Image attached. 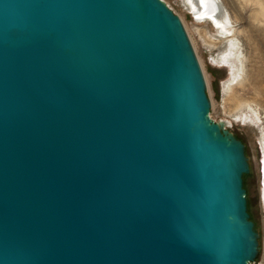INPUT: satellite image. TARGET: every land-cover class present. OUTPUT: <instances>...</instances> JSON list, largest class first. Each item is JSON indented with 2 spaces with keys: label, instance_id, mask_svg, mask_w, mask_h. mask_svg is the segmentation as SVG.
Here are the masks:
<instances>
[{
  "label": "water",
  "instance_id": "1",
  "mask_svg": "<svg viewBox=\"0 0 264 264\" xmlns=\"http://www.w3.org/2000/svg\"><path fill=\"white\" fill-rule=\"evenodd\" d=\"M210 110L164 0H0V264H261Z\"/></svg>",
  "mask_w": 264,
  "mask_h": 264
},
{
  "label": "rangeland",
  "instance_id": "2",
  "mask_svg": "<svg viewBox=\"0 0 264 264\" xmlns=\"http://www.w3.org/2000/svg\"><path fill=\"white\" fill-rule=\"evenodd\" d=\"M189 34L207 83L215 122L246 146L251 174L245 177L249 212L260 234L255 263L264 264V0H217L232 35L200 21L188 0H164ZM193 15V17H192ZM236 89L229 97V87Z\"/></svg>",
  "mask_w": 264,
  "mask_h": 264
},
{
  "label": "bare ground",
  "instance_id": "3",
  "mask_svg": "<svg viewBox=\"0 0 264 264\" xmlns=\"http://www.w3.org/2000/svg\"><path fill=\"white\" fill-rule=\"evenodd\" d=\"M188 2L196 12L194 15L198 18V20L213 21L224 34L226 33L230 36L232 35L233 32L231 33L228 27L230 22L229 17L222 12L217 0H188ZM235 90L236 89L234 88V86L229 87L227 91L229 97L234 95ZM225 122L227 123V125L232 126L231 122H229L228 120H225Z\"/></svg>",
  "mask_w": 264,
  "mask_h": 264
},
{
  "label": "trees",
  "instance_id": "4",
  "mask_svg": "<svg viewBox=\"0 0 264 264\" xmlns=\"http://www.w3.org/2000/svg\"><path fill=\"white\" fill-rule=\"evenodd\" d=\"M248 176H249V175H248ZM245 177H247V175H246ZM245 177H244V179H245Z\"/></svg>",
  "mask_w": 264,
  "mask_h": 264
}]
</instances>
